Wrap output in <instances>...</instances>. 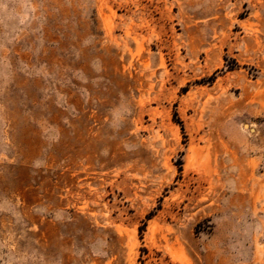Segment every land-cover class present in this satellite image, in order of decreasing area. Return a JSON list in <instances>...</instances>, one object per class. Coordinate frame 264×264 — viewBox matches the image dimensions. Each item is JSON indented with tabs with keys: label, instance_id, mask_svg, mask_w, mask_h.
<instances>
[{
	"label": "rangeland",
	"instance_id": "1",
	"mask_svg": "<svg viewBox=\"0 0 264 264\" xmlns=\"http://www.w3.org/2000/svg\"><path fill=\"white\" fill-rule=\"evenodd\" d=\"M0 264H264V0H0Z\"/></svg>",
	"mask_w": 264,
	"mask_h": 264
},
{
	"label": "bare ground",
	"instance_id": "2",
	"mask_svg": "<svg viewBox=\"0 0 264 264\" xmlns=\"http://www.w3.org/2000/svg\"><path fill=\"white\" fill-rule=\"evenodd\" d=\"M252 131H254L255 129L254 128H250ZM252 131H250V132H252Z\"/></svg>",
	"mask_w": 264,
	"mask_h": 264
}]
</instances>
